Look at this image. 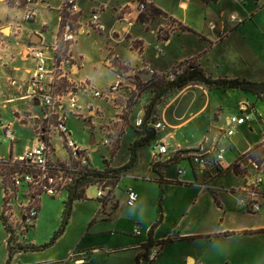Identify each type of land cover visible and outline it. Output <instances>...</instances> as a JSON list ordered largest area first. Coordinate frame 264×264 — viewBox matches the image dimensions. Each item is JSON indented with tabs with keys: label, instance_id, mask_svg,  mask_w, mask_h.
<instances>
[{
	"label": "crops",
	"instance_id": "obj_1",
	"mask_svg": "<svg viewBox=\"0 0 264 264\" xmlns=\"http://www.w3.org/2000/svg\"><path fill=\"white\" fill-rule=\"evenodd\" d=\"M137 1L145 2L149 9L160 10L166 17H160L148 10L138 14L136 12ZM206 1L217 3L219 0ZM251 1L254 5L252 9L245 6L246 0H235V6L239 10H232L230 13L222 10L213 19H207L205 16L202 20V25L196 26L185 18L186 14L179 16L170 15L152 0H105L101 3L87 0L90 3L88 9L85 7L86 3L83 4L81 0H76L81 11L80 16L84 17L77 39L89 36L91 33L97 35L100 43L104 45V50H101L104 55H101L99 63L105 70L107 69L110 74L114 75V80L105 89L107 90L118 77H121L123 79V90L118 95L126 91V89H128L127 91L133 90L132 73L139 72L144 65L150 66L158 73H165L182 61H191V64L197 66L206 76L213 79L227 78L262 83L264 82V70L258 72L250 66L247 67L241 63L237 64V62H233L230 66V71L237 73L234 76L227 74L213 76L212 73L206 70L209 62L208 57H212L213 49L218 44H222L228 35L236 33L243 28H248L246 26L250 25V23L253 24L255 22L256 24L254 25H261L259 23L260 16L264 12L262 10L264 9V0ZM60 6L61 0H38L34 6L22 4L20 7L6 0H0L1 108H6L8 104L17 100H27L34 105L37 103L27 97V94L30 93L29 83L34 69V64L27 54V46L30 44V38L34 34H38L42 39L40 44L48 48L56 44L60 25ZM97 7L103 8L100 20L107 29L101 35L87 30L84 25L88 20L87 14ZM29 9L34 10L35 17L31 23H26L24 15ZM235 14L243 20L241 23H235L230 20V16ZM259 17L260 19H258ZM117 20L124 21L118 23ZM180 27L186 30L182 31ZM206 28L211 32L209 36L204 33ZM162 29H167V34L164 37L159 34L162 33ZM5 30L7 33L4 32ZM190 35L196 38L199 45L195 41L189 42L187 36ZM202 43L206 44V46L200 47ZM70 52L75 64V67L72 68V72L75 70V73L71 77L73 83H76L77 81L74 77L83 69L85 61L83 53L79 49L78 40L71 46ZM115 55L118 58L112 63L124 69L120 73L106 65L108 61H112ZM219 63L215 62L212 64L218 67ZM95 68L93 66V69ZM255 74L261 75L263 78H258ZM85 80L88 81V79ZM82 83L77 82L76 86L78 87ZM225 90L232 93V98L234 99L232 105L236 110L235 114L225 117V126L229 117L240 116V108L244 106L253 108L256 113L262 115L264 120V99H259L251 93L237 89H223V91ZM213 91L208 90L204 86H194L192 89L180 91L177 94H168L161 106L156 108L159 116L157 121L164 123L166 128L154 132L153 138L155 140L153 142L159 141L166 144L171 156L176 151H191L199 147H203L205 150H212L214 147L223 148L226 153L218 174L201 172L187 163L188 161L185 159L178 162L177 165H170L166 168L163 165L166 159H162L159 163L160 166L155 168V172L151 168V157H149L146 174L139 173L135 171L139 161V150L150 146L153 143L150 141L146 146L137 149L135 165L119 178L114 187H111L112 199L108 203L101 205L100 211L103 213L109 207L110 214L99 219V221L118 230H107L97 235L85 236L80 243H76L75 247L72 246L66 254L61 256L62 258L44 257L45 255L43 254L46 250L54 248L64 237L69 227V219L64 233L55 241L53 246L39 252L16 253L11 260V264H69V262L72 264H148L144 259L150 246L158 245L166 239H172L173 243L164 246L156 260L151 263L161 264L163 252L179 243L247 238L262 234L264 232V210L257 214H250L244 211L243 208L238 206L240 196L237 193V189L242 187L245 175H254L250 162H252V157H255L257 153H261L258 144L260 135L264 131V123L259 121L237 127V134L248 132V134L254 136L250 140H246L249 138H244L242 142L237 139V134L230 139L221 136L223 132L217 130V123L221 117L223 105L218 103L213 107L211 106V93ZM186 98L187 101L182 105ZM95 104L100 105L92 100L88 102L87 107L93 106L95 108ZM37 106H39V103ZM138 106V104H135L132 109ZM97 110L94 112L99 113V115L104 112V109H99V107ZM15 113L19 115L18 112ZM20 119L19 117L18 120ZM93 126H95L94 123ZM131 126L132 124H129L126 127L131 128ZM9 127L13 128L11 125ZM126 127L124 128L125 131ZM132 130L135 134L133 142L146 135L138 128ZM9 141L12 145L10 154L13 159L20 157L36 144L35 139L34 143L31 146H26L23 154L19 156L13 154V146L18 142L17 138L13 137V141ZM133 142H131L130 146ZM262 157L264 156L262 155ZM113 160L114 156L109 160V166L112 169L125 165L117 166ZM238 161L240 166L237 164ZM173 166H176L177 170L183 168L184 174L182 176H167V171ZM234 170L238 171V175L235 174ZM228 173H231L237 181L229 189V194L235 198L236 207L240 212H232V204L228 207V203L224 202L219 195L213 192L214 181L223 175L226 176ZM123 186L125 195L128 188H132L139 195L138 203L132 207L133 210L144 209L146 203L155 207L154 217L151 220L139 222L137 228L133 227L129 235L123 232L125 225L116 218L119 206L117 201H115V192L117 189H122ZM168 189H173L181 197L177 196L175 199H171V196H167ZM112 204L115 206L113 207ZM8 205L5 210H10L14 214L12 202ZM2 213L3 205L1 206L0 215H3L7 225H9L8 220L12 218L6 217V213ZM37 222L38 217L31 229L37 227ZM134 229H139L142 235L139 237L135 236L133 234ZM29 230L25 233V238L21 240V244L37 245L26 240ZM1 231L5 235V238L3 237L5 248H2L5 253L0 258V264H6L8 257L7 239L9 235L0 220ZM258 231L263 232L257 233ZM231 233H234V235H230ZM29 254L36 257H30ZM195 259L190 254H186L185 264H190L191 261L195 264H206L199 259H196V262L194 261Z\"/></svg>",
	"mask_w": 264,
	"mask_h": 264
},
{
	"label": "rangeland",
	"instance_id": "obj_2",
	"mask_svg": "<svg viewBox=\"0 0 264 264\" xmlns=\"http://www.w3.org/2000/svg\"><path fill=\"white\" fill-rule=\"evenodd\" d=\"M82 3H86L85 7L88 9L90 3L87 0H81ZM95 3H101L105 0H93ZM118 1V0H117ZM155 4L159 5L162 10L168 14L173 15H187L185 18L189 22H192L196 26L202 25V20L206 16L207 19L217 17L218 13L222 10H226L230 13L232 10H239L235 5V0H219L216 2L206 1V0H152ZM99 5V4H98ZM245 6L247 8H254L251 0H246ZM149 10V8L147 9ZM264 11V9H262ZM91 13H88L89 17ZM236 15V14H235ZM230 20L235 23H241L243 20L236 15L235 19ZM261 17V19H260ZM260 19V26L250 23L247 25L248 28H243L236 33H232L227 36L222 42L218 44L213 50L212 57H208V64L206 70L213 74V76H221L227 74L230 76L237 75L234 71H230V66L232 63L237 62L247 67H251L256 71L264 70V12H262ZM214 27V26H212ZM172 29V28H171ZM164 31V32H163ZM7 33V31L5 30ZM206 36H209L211 32L208 28L204 31ZM161 37L167 34V29H162V33H159ZM193 35L187 36L189 42L195 41L197 45L196 38ZM78 38V37H77ZM79 42V49L83 53L84 67L78 75L74 78L77 82H83L82 84H88L94 87L96 90L103 92L105 88L114 80V75L110 74L108 70L104 69L99 63L101 61V55H104V45L100 43L97 35L91 33L89 36H84L77 39ZM206 44H201L200 47H205ZM26 55V53H25ZM220 62L219 66H213L212 63ZM185 63L192 66L191 61H185ZM116 65L120 69L116 68V72H121L122 67ZM93 66L96 68L93 69ZM70 74L69 79L71 83H65L61 91H65V88H72L76 86L73 83L72 75ZM258 78H263L261 75L255 74ZM133 79L132 83L135 90L126 89V91L121 94H117V97L113 101L93 99L89 94H84L81 90L77 91V97L79 104L82 106V116L78 119L73 116L66 114L67 121L66 126L71 134V139L75 143L85 149L83 153L86 155L90 161V166L101 171L104 169V160L112 159L114 156V164L119 166L126 164L128 162L130 153L129 146L132 140L135 138V134L132 129H135V121L139 119V116L147 117L148 121H157L159 116L157 115L158 110H148L150 100L156 95H162L163 88H160L162 83L142 84L137 78L131 76ZM85 79H88L86 81ZM86 81V82H84ZM115 82V81H114ZM194 86H204L199 82L189 83L183 89H177L171 91V95L177 94L180 91L188 90L194 88ZM205 87V86H204ZM123 90V88H122ZM170 93V92H168ZM168 93H165L163 97L158 101L157 107L161 106L162 102L165 101ZM232 93L225 90H214L211 93L212 104L215 106L218 103L223 105V111L221 112V117L217 123V130L221 132L226 131V126L224 124V119L227 116L236 113L232 103L234 99L232 98ZM96 101L95 108L90 106L87 107L88 102ZM187 98L182 102L184 105ZM138 104V107L133 106ZM104 109L101 115L94 111H98L97 108ZM118 106V107H117ZM156 107V108H157ZM88 108V109H87ZM155 109V108H154ZM116 111V112H115ZM15 112H18L16 114ZM44 111L39 107L35 106L30 101H15L14 103L8 104L6 108L0 107V159H8L10 156V148L12 147L9 138L6 137L4 128L13 126L14 138H17L18 142L13 146V154L21 155L23 154L26 146H31L35 139L37 138V133L40 129H45L47 134L45 135L46 140H48L49 146L55 148V153L57 155L53 156L51 161L53 163H65L71 164L73 158L71 157L70 150L63 146L59 137L55 134L53 129H50L46 124L42 125L39 118L34 120V117H42ZM22 116V117H21ZM19 117L21 118L20 120ZM30 117V118H29ZM137 118V119H136ZM141 118V119H142ZM93 123L95 126H93ZM87 124L91 125V128L86 127ZM132 124L131 128L126 127ZM126 127V131L124 128ZM149 127V126H148ZM141 130V129H140ZM237 132V130H236ZM235 132L234 135L237 133ZM151 133V131H149ZM237 139L242 142L244 138L252 139L254 136L248 134V132L237 134ZM93 141V143H91ZM108 143V144H107ZM152 146L145 147L139 150V161L138 166L135 171L139 173L146 174L147 166L149 165V157H151ZM69 155V157H68ZM12 156V155H11ZM14 156V155H13ZM69 158V159H68ZM239 166V165H238ZM241 171V170H240ZM177 175V167L173 166L167 171V176ZM237 181L231 173L226 176H221L216 179L213 183V192L219 195L224 202L228 203V207L231 206L232 212H240L236 207V200L231 197L230 188L236 184ZM116 182L110 186L114 187ZM124 186L122 189H117L115 192L116 200L119 206L116 218L118 221L123 223L125 226L124 233L129 235L133 227L137 228L139 222H144V220H151L154 217L155 207L151 204L146 203L144 209L133 210L126 205V195L124 193ZM24 189L20 192L21 196L17 199L14 196L11 201L13 204L14 214H11L12 220H8V226L14 235L15 242L21 244L22 239L25 237V233L33 228L18 222L19 209L18 204H24L26 199L22 193ZM218 191V193H217ZM97 187L89 186L85 190V199L75 201L72 206V212L70 215L69 227L62 240L52 249L46 250L43 254L44 257H61L67 253V251L72 247L76 246V243L80 241L85 236H92V234H99L103 231H116L117 228H111L99 219L109 216L110 209L106 208V211L101 210V203L96 199ZM3 193L0 189V210L3 205ZM167 196H171V199H175L177 196L180 198L179 193L174 192L173 189L167 190ZM67 199V191L63 190L59 195L49 197L47 195H42L39 200V214L37 227L35 229L29 230L26 240L29 243H35L37 245H44L50 241L52 236L60 227L63 218L64 202ZM113 207L115 206L112 204ZM12 207V206H11ZM15 215V217H13ZM93 226H91V224ZM109 232V231H108ZM2 231L0 232V258L3 257L5 250L3 251ZM23 245V244H21ZM73 247V248H74ZM190 254L192 258L202 260L206 264H264V232L255 236L247 238H231V239H221L213 241H202V242H186L173 245L163 252L161 258V264H185V256ZM30 257L32 254H29ZM62 258V257H61ZM196 259L194 261H196ZM197 262V261H196ZM69 264H72L69 262ZM190 264H195L193 261Z\"/></svg>",
	"mask_w": 264,
	"mask_h": 264
},
{
	"label": "built area",
	"instance_id": "obj_3",
	"mask_svg": "<svg viewBox=\"0 0 264 264\" xmlns=\"http://www.w3.org/2000/svg\"><path fill=\"white\" fill-rule=\"evenodd\" d=\"M13 5L20 7L34 6L38 0H6ZM147 4L143 1L136 2V12L142 14L147 10ZM103 13L102 7H97L92 10L88 20L85 22L87 30L97 34L106 32L105 25L101 22L100 17ZM81 11L76 3V0H61L59 9V31L57 42L54 46L48 48L43 44H28L27 54L34 64L32 77L30 79V93L27 97L39 103V107L44 111L42 117H34V120L41 121L42 125H47L53 129L55 134L66 149L70 150L73 162L71 164L53 163L51 159L56 156L54 148L49 146L45 135V129H40L36 138V144L28 149L20 157L9 160H0V189L3 193V206L8 208L14 196L17 199L24 194L26 202L18 204L19 215L18 222L31 226L35 223L39 214V200L42 195L53 197L59 195L63 190H66L72 184V175L84 172L85 169L92 170L90 161L83 153L85 149L79 147L75 141L71 139V134L66 126V114L75 118L82 116V106L79 104L77 91L81 89L84 94H89L93 99L113 101L118 93L122 91L123 79L118 77L107 90L100 92L88 84H81L72 88H65L61 91L65 83H71L69 80L72 74V68L75 67L70 48L76 42L81 28V22L84 17H81ZM236 15H232L235 19ZM34 10L29 9L24 15V21L31 23L34 20ZM124 20H117L118 23ZM118 58L113 56L112 61L106 63L107 67L116 70V65L112 62ZM189 64L182 61L174 65L165 73H158L150 66L144 65L139 72L148 74L152 79L165 78L168 81H174L177 77L184 74ZM132 76L137 78L142 84L143 82L135 73ZM135 90V87H134ZM264 99V97H262ZM240 116L229 117L226 123V131L221 136L230 139L234 136L237 127L246 123H255L262 121L261 114L256 113L253 108L244 106L240 108ZM142 119L135 121V127L140 128ZM149 126L156 132L165 129L164 123L160 121L151 122ZM4 132L9 140L13 141L14 133L9 126H4ZM47 141V143L45 142ZM108 144V143H107ZM151 148V164L160 163L162 159L169 160V150L166 144L162 142H153ZM258 148L264 156V131L260 135ZM226 150L223 148L214 147L212 150H205L199 147L197 151L185 155L190 165L196 167L201 172H214L218 174L221 170L224 161ZM52 157V158H51ZM69 157V155H68ZM69 159V158H68ZM239 161L237 162V164ZM17 165V168H15ZM240 166V164H238ZM253 168L254 175H245L243 185L237 189L240 196L238 206L250 214H257L264 210V157L262 161L250 162ZM6 167L14 168L10 172H6ZM184 169L179 168L177 175L182 176ZM97 187L96 199L102 203H108L112 199L111 187L105 182L95 185ZM139 200V195L132 188L126 190V205L129 208L134 207ZM6 217L11 218L12 212L5 210ZM12 220V219H10ZM133 234L137 237L142 233L139 229H134ZM161 252L159 245H152L145 256V262L153 263Z\"/></svg>",
	"mask_w": 264,
	"mask_h": 264
},
{
	"label": "trees",
	"instance_id": "obj_4",
	"mask_svg": "<svg viewBox=\"0 0 264 264\" xmlns=\"http://www.w3.org/2000/svg\"><path fill=\"white\" fill-rule=\"evenodd\" d=\"M148 11H151L152 13L160 16V17H166L164 13H162L160 10L155 8H150ZM180 29L186 30L185 28ZM117 69H120L117 67ZM193 82H199L202 85H204L208 90H223L226 88L229 89H237L246 93H251L255 95L257 98L262 99L264 97V82L262 83H254V82H248L245 80H238V79H227V78H217L213 79L209 76H206L201 69H199L197 66H189L184 74L180 77H177L174 81H168L165 78H158V79H152L146 83L147 84H155V83H162L160 88H163L162 95H154L152 99L150 100L149 106L147 107L148 110H156V105L158 101L163 97L165 93H168L173 90L177 89H183L185 86H187L189 83ZM168 93V94H170ZM155 108V109H154ZM142 125L140 128L141 131H143L146 135L135 142L132 143V145L129 147V160L128 162L116 169H112L109 166V162L107 160H104V169L101 171H97L95 169L88 170L85 169L84 172L80 171L79 173L72 175V184L67 187V199L64 202V209H63V218L60 224L59 229L57 232L54 233L50 241L44 245H33V244H24L21 245L19 243L15 242L14 235L11 232L10 227L7 225L6 219L3 217V215H0V220L2 221L6 233L9 235L7 239V250H8V257L6 260V264H11V260L14 256V254L19 252H39L44 251L55 243V241L64 233L66 226L68 225V221L70 219V215L72 212V206L75 201L84 200L85 199V190L89 186H95L98 183H101L105 181L109 186L113 183H117L119 178L123 176L125 172H127L129 169H131L136 161H137V149L142 148L149 144L150 141H154L153 138L154 130L149 126V124L153 121H148L147 117L142 118ZM155 122V121H154ZM149 126V127H148ZM137 128V127H136ZM151 131V133H149ZM47 143V141H45ZM195 150L191 151H176L172 156L169 155V160L166 161L163 165L164 167H169L170 165H177L178 162L184 160L185 155L195 152ZM13 158L11 157L8 159L11 161ZM252 161H262V154L257 153L255 157L251 158ZM74 163V162H73ZM160 164H151L152 170L156 172V167H159ZM17 168V165L16 167ZM6 172H10L14 168L6 167L3 168ZM235 169V168H234ZM220 172V171H219ZM235 174L238 175V171L234 170ZM112 187V186H110ZM100 202V201H99ZM101 205H104V203L100 202ZM5 211V206H3V213ZM263 231H258L257 233H261ZM246 234V233H244ZM230 235H234V233H231ZM173 243L172 239H166L165 241L160 242L158 245L161 247V250L164 246Z\"/></svg>",
	"mask_w": 264,
	"mask_h": 264
},
{
	"label": "water",
	"instance_id": "obj_5",
	"mask_svg": "<svg viewBox=\"0 0 264 264\" xmlns=\"http://www.w3.org/2000/svg\"><path fill=\"white\" fill-rule=\"evenodd\" d=\"M42 42L41 37L38 34H34L31 38H30V44L33 45H37L40 44ZM143 82H148L151 80V76L142 72H136L135 73ZM35 105L37 106L38 103H35ZM139 118H142V115L139 116ZM86 127L91 128L90 124H87ZM93 143V141L91 142Z\"/></svg>",
	"mask_w": 264,
	"mask_h": 264
},
{
	"label": "bare ground",
	"instance_id": "obj_6",
	"mask_svg": "<svg viewBox=\"0 0 264 264\" xmlns=\"http://www.w3.org/2000/svg\"><path fill=\"white\" fill-rule=\"evenodd\" d=\"M5 32V31H4Z\"/></svg>",
	"mask_w": 264,
	"mask_h": 264
}]
</instances>
